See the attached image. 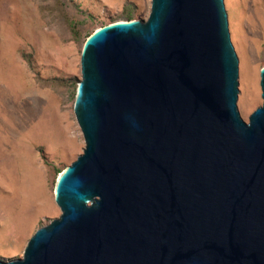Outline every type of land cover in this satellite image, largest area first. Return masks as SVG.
I'll list each match as a JSON object with an SVG mask.
<instances>
[{
    "label": "water",
    "instance_id": "water-1",
    "mask_svg": "<svg viewBox=\"0 0 264 264\" xmlns=\"http://www.w3.org/2000/svg\"><path fill=\"white\" fill-rule=\"evenodd\" d=\"M81 70L62 213L0 264H264V66L246 121L225 0H152L89 35Z\"/></svg>",
    "mask_w": 264,
    "mask_h": 264
},
{
    "label": "rangeland",
    "instance_id": "rangeland-1",
    "mask_svg": "<svg viewBox=\"0 0 264 264\" xmlns=\"http://www.w3.org/2000/svg\"><path fill=\"white\" fill-rule=\"evenodd\" d=\"M239 59L238 108L263 103L264 0H225ZM152 0H0V260L21 259L61 215L59 175L86 146L75 114L81 53L97 28L146 21Z\"/></svg>",
    "mask_w": 264,
    "mask_h": 264
},
{
    "label": "trees",
    "instance_id": "trees-1",
    "mask_svg": "<svg viewBox=\"0 0 264 264\" xmlns=\"http://www.w3.org/2000/svg\"><path fill=\"white\" fill-rule=\"evenodd\" d=\"M129 20H131V17H129Z\"/></svg>",
    "mask_w": 264,
    "mask_h": 264
}]
</instances>
